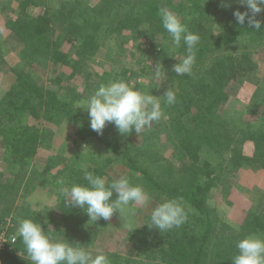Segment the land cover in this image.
Here are the masks:
<instances>
[{
	"label": "rangeland",
	"instance_id": "1",
	"mask_svg": "<svg viewBox=\"0 0 264 264\" xmlns=\"http://www.w3.org/2000/svg\"><path fill=\"white\" fill-rule=\"evenodd\" d=\"M64 1H67L68 5L69 2H75L78 8L97 7L102 4V0H41L42 6L30 10L35 12L46 9L54 12ZM140 2L141 0H125L124 9L134 10ZM228 2L233 7L239 5L236 0ZM200 3L202 6H208V15L204 18V31L208 33V37L212 31L217 33L220 28L214 18L222 16L223 11L218 10L222 8V0H200ZM19 12V0H0V101L9 91H13L17 76L12 68L17 67L25 73H31L35 83L46 92H57L62 99L73 101L75 114L80 119L55 116V112L48 110L41 101L31 99V108L25 112L22 122L42 131L43 135L36 147L22 160L13 156V145L3 139L4 137L0 138V228L3 229L0 237L5 233L11 240L9 243L12 245L6 244L7 247L12 248L19 238L18 221L22 218L33 219L37 213L47 223V228L54 238L75 243L71 238L74 233L57 227V223L62 220V212L57 206L64 198L60 192L61 186H56V182L59 179H65L66 182L72 175L69 179L73 184L84 177L85 171L100 169L105 172L106 180H113L121 175L128 176L132 183L142 185L151 199L145 205L127 206L122 213L117 210L107 221H95L90 217L85 219L86 229L78 231V236L81 235L82 238L76 243L90 251L93 256L105 254L110 264H142L141 261L143 264H162L159 261L145 262L138 247V243L143 242L139 237L145 239V234L133 236L129 232L135 228H140L141 232L147 231L146 223L150 222L151 211L161 202L151 196L150 184L141 172L127 165L124 159H119L116 153L107 149L96 138V135L81 129L85 125L91 128L87 111L78 105L86 103L101 84L115 80H123L141 92L157 96L164 115L159 122H154L150 128L143 130L140 136L135 130L122 135L113 124H108L99 136L116 142L120 151L140 158L137 163L146 166L155 175L160 173L170 178L174 174L168 170L169 162L178 164L179 160L191 155L186 149V146L191 145L190 150L197 152L203 159L213 161L214 182L208 191L207 201L222 222L239 228L250 212H264V194L261 192V189H264V171L256 169L251 163L232 166L231 161L225 160L229 158V150L232 152V149L222 147L215 150L207 142L193 146L190 140H197H183V155L175 147V131L170 123L172 114L168 112L172 110L171 105L164 104V97L161 95L171 88L174 92L181 91L184 97L182 102L185 99L189 101V95L200 90L197 87L200 83L186 80L172 70L173 65L185 55L180 51V46L173 45L161 21L142 18L136 28L131 27L135 25L133 21L129 23L126 20L121 23L114 22L109 26L102 25L94 35V43L82 45L80 49L83 37L74 38L76 34L64 30V24L58 19L55 23L56 29L50 35L68 55V62L53 64L49 60L32 57L28 43L15 34L11 21L17 19ZM209 16L211 18L207 19ZM227 54H230V58L235 55L233 58L238 64L240 56L243 61L246 57L243 54H250L252 62L244 61L245 65H249L246 69L242 65L239 70L236 65L234 71L237 73L232 74L229 80L224 81L223 87H220V92L224 90V96L214 105L212 111L226 119L235 130H241L239 132L264 126V43L256 45L255 41L244 38L238 43L218 47L211 54L195 60L193 68L201 61L208 62L212 56L215 59ZM233 58L227 60L233 62ZM157 69L159 77L155 74ZM195 95L202 98L201 93ZM27 96L30 98V94ZM209 105L208 101L198 102L197 99L190 102L189 111L182 117V123L186 124L184 130L191 134L190 137L196 134L195 125L199 123L202 113ZM178 107L179 105L172 106L173 109ZM183 108L182 103L181 109ZM5 121L7 122V119H0V126L5 124ZM12 124L11 126L16 125ZM182 137L185 138V135L182 134ZM241 150L244 154L252 156L255 145L252 141H246L241 145ZM186 162H190L189 159ZM197 170L201 172L197 173L195 178L206 180V177L201 175L200 166ZM184 204L193 211L187 202ZM131 209L135 211L138 221L135 228L130 227L133 223L130 222L133 214ZM62 231H65L64 234ZM248 235L264 237L255 233H247L245 236ZM24 257L27 258V255Z\"/></svg>",
	"mask_w": 264,
	"mask_h": 264
},
{
	"label": "trees",
	"instance_id": "2",
	"mask_svg": "<svg viewBox=\"0 0 264 264\" xmlns=\"http://www.w3.org/2000/svg\"><path fill=\"white\" fill-rule=\"evenodd\" d=\"M69 2V1H68ZM102 4L97 7H80L75 2H62L58 9L54 12H49L46 9L31 12V8L42 6L41 0H19L20 12L16 20H12V27L15 34L22 40L28 43V48L32 57H38L45 61H51L53 64H66L68 62V55L59 48L57 40H52L51 33L55 31L57 20L59 19L63 25V29L75 33L74 38L82 36V45L94 43V35L98 28L102 25H112L114 22L121 23L123 21H132L134 26L139 25V20L147 18L149 21H161V12L171 11L175 13L184 23L188 30L192 33L198 34L200 40L196 46V60L202 59L205 55L211 54L218 47L228 44L238 43L241 39L247 38L256 42V45L264 43V29L256 30L247 28L245 25H238L233 12L236 9L245 11L246 7L238 5L236 7H222L218 9L223 11L220 18H214V22L219 23L218 32L212 31L208 37L207 32L204 31L205 20L208 15V6L200 3V0H141L140 5L134 10L125 8V0H102ZM123 8V9H122ZM127 11V12H125ZM58 14L60 16H58ZM211 16H209L210 19ZM258 19L264 21V12L258 14ZM206 19V20H207ZM162 23V22H161ZM160 27V26H159ZM158 27V28H159ZM70 34V35H71ZM84 39V41H83ZM1 40V39H0ZM180 51L186 55L185 46L183 42L179 47ZM245 60L242 61V56L239 57L240 63L229 61L230 54L220 56L213 59V56L208 62L201 61L196 64L191 74H183L182 77L189 81H198L200 84L197 87L200 89L194 91L193 95H189V101L184 99L183 94L175 92L178 100L171 105L172 110H168L172 114L170 118L171 128L175 131L176 141L175 147L182 153L185 152L183 140L192 139L193 146L202 145L201 142H207L210 147L215 150L220 148L232 149L229 150L230 156L225 160L231 161L232 166H239L243 163L253 164L258 170L264 171V126L256 129L241 130L234 129L226 119L220 115H215L213 112L214 105L223 99L224 90L222 92L220 87H223L225 80H229L236 65L240 70L242 65L246 69L244 61L252 58L249 55L243 54ZM237 58V57H236ZM229 59V60H227ZM227 60V61H226ZM248 62V63H249ZM232 66H229V65ZM13 72L17 76L16 83L13 85V91H9L8 95L0 101V119H7L5 124L0 126V138L4 137L6 141L13 145V156L22 159L25 158L32 149L36 147L38 140L43 135L41 130L34 129L31 124H24L22 117L25 112H28L32 100L41 101L45 104L48 110L55 112L56 115L66 116L73 120H79L74 109V102L62 99L57 92H46L40 85L35 83L31 73H25L17 67H13ZM221 83V86H220ZM16 84V86H15ZM223 84V85H222ZM20 89V91H18ZM201 93L200 96L195 94ZM30 94V98L27 96ZM192 96V98L190 97ZM200 98V99H199ZM26 99V100H25ZM32 99V100H31ZM208 101L209 106H206L204 113L197 125H195V133L192 137L184 129L182 117L189 111V104L193 100ZM184 108L181 109V104ZM178 108H172V106ZM257 106V111L259 110ZM173 111V112H172ZM179 111V112H177ZM197 115L194 117L196 118ZM12 123H15V126ZM205 123V124H204ZM81 129H86L91 135H96V138L101 141L107 149L116 153L119 159H124L126 164L136 171L143 174L144 178L150 184L151 196L159 202L167 199L179 198L190 205L188 210V220L181 227L170 231L161 232L155 231V228L141 232L140 228L130 229L129 232L133 236L135 234H145L144 237H139L143 241L138 243L139 254H143L145 262L156 261L162 264H233L232 258L237 254L236 243L244 238L247 233H255L264 236V212L252 211L248 214L246 220L239 225V231L234 229L231 225L222 222L215 214V209L208 204L207 194L213 186L214 182V167L213 161L210 159H203L195 151H192L191 145L186 146V149L191 155L179 160L178 164L169 162V171L174 174L171 178L169 176L154 174L146 166H140L137 161L140 158H135L117 148V143L107 140L99 134L93 132L88 127L83 126ZM34 130V131H31ZM194 133V132H193ZM185 135V138L182 137ZM241 136V138H240ZM100 138V139H99ZM189 141V140H187ZM246 141H252L255 145V151L252 156L244 154L241 150V145ZM190 162H186L187 159ZM201 167L202 174L206 178L204 181L197 180V168ZM165 169V168H164ZM237 169V168H235ZM168 171V172H169ZM183 171V172H182ZM95 175L104 177L105 172L97 169L92 171ZM156 172V171H155ZM166 173V169L164 171ZM179 173L181 176H179ZM164 174V173H163ZM73 176L70 175L69 178ZM66 179L65 185L72 184L70 179ZM65 180V179H64ZM112 180H106L110 183ZM77 184L86 183L81 178L77 180ZM56 186H60L56 182ZM116 199L115 195L112 198ZM62 212L61 222L57 223L58 229L65 228L71 233H74L71 238L75 241L82 238L78 236L81 229H86V220L89 215L86 211L78 206H69L68 203L62 200L58 206ZM116 212V211H115ZM114 212V214H116ZM36 222H39L46 228V231L51 235L52 233L47 228L40 217L39 213L33 217ZM65 223V224H62ZM1 227V226H0ZM3 229L0 228V234ZM65 231H62L63 234ZM74 231V232H73ZM89 232V230L87 229ZM12 245V243H7ZM15 247V248H14ZM21 253V254H20ZM26 254L25 247L22 241L18 238L16 245L11 249L6 248L0 253V264H31V261L24 257ZM143 264V261H141Z\"/></svg>",
	"mask_w": 264,
	"mask_h": 264
},
{
	"label": "clouds",
	"instance_id": "3",
	"mask_svg": "<svg viewBox=\"0 0 264 264\" xmlns=\"http://www.w3.org/2000/svg\"><path fill=\"white\" fill-rule=\"evenodd\" d=\"M245 6V11L236 9L233 16L238 25L247 28L264 29V21L258 14L264 12V0H236ZM221 7H231L228 0H222ZM163 28L171 37L176 47L185 46L186 55L173 65L176 75L191 74L196 60V46L200 40L198 34L192 33L181 19L171 11L161 12ZM174 57V56H173ZM156 76L160 73L157 69ZM164 104L173 105L177 101L171 88L161 95ZM153 94L141 92L129 86L123 80H115L101 84L94 93L81 103L89 117L91 130L102 134L108 124H113L120 134H129L133 130L141 134L154 122H159L164 113L161 101ZM83 179L86 183L65 185L59 179L60 192L69 206H78L86 211L90 219L95 221L109 220L115 211L122 213L130 205H145L151 197L142 185L134 184L126 175L113 179L110 183L102 176L85 171ZM115 195L116 199L113 200ZM188 220V210L179 198L164 200L151 211L149 229L161 232L181 227ZM236 230L239 231L238 226ZM17 235L22 241L27 258L31 264H110L109 258L101 253L95 256L86 248L69 240H60L51 236L42 226L30 218L18 221ZM237 254L232 258L233 264H264V237L248 235L236 243Z\"/></svg>",
	"mask_w": 264,
	"mask_h": 264
},
{
	"label": "built area",
	"instance_id": "4",
	"mask_svg": "<svg viewBox=\"0 0 264 264\" xmlns=\"http://www.w3.org/2000/svg\"><path fill=\"white\" fill-rule=\"evenodd\" d=\"M9 242H11V240L5 235V233H3L0 237V253L2 250H5L6 248L11 249V246L7 247V245H8L7 243H9Z\"/></svg>",
	"mask_w": 264,
	"mask_h": 264
},
{
	"label": "crops",
	"instance_id": "5",
	"mask_svg": "<svg viewBox=\"0 0 264 264\" xmlns=\"http://www.w3.org/2000/svg\"><path fill=\"white\" fill-rule=\"evenodd\" d=\"M261 192H262V194H264V189H261ZM131 211H133L132 209H131ZM131 217H132V219H131V221L130 222H133V223H131V225H130V227L131 228H135V226L137 225V223H138V221H137V218H136V216H135V211H133V214H131ZM135 222V223H134Z\"/></svg>",
	"mask_w": 264,
	"mask_h": 264
}]
</instances>
